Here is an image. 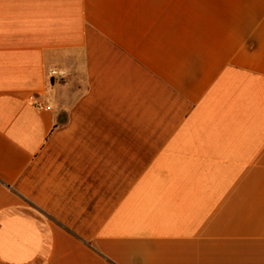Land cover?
I'll list each match as a JSON object with an SVG mask.
<instances>
[{"label":"crops","instance_id":"0c3cea01","mask_svg":"<svg viewBox=\"0 0 264 264\" xmlns=\"http://www.w3.org/2000/svg\"><path fill=\"white\" fill-rule=\"evenodd\" d=\"M0 264H264V0H0Z\"/></svg>","mask_w":264,"mask_h":264},{"label":"built area","instance_id":"2783aa9c","mask_svg":"<svg viewBox=\"0 0 264 264\" xmlns=\"http://www.w3.org/2000/svg\"><path fill=\"white\" fill-rule=\"evenodd\" d=\"M62 74H60V73H58V72H56V71H54V70H51L50 71V76L52 77V78H54V77H56V76H61Z\"/></svg>","mask_w":264,"mask_h":264},{"label":"rangeland","instance_id":"374dc122","mask_svg":"<svg viewBox=\"0 0 264 264\" xmlns=\"http://www.w3.org/2000/svg\"><path fill=\"white\" fill-rule=\"evenodd\" d=\"M67 115L66 114H64V117H66ZM65 119H63V121H64Z\"/></svg>","mask_w":264,"mask_h":264}]
</instances>
